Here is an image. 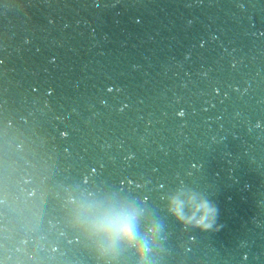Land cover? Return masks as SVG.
<instances>
[{
    "label": "clouds",
    "instance_id": "obj_1",
    "mask_svg": "<svg viewBox=\"0 0 264 264\" xmlns=\"http://www.w3.org/2000/svg\"><path fill=\"white\" fill-rule=\"evenodd\" d=\"M171 211L179 220L184 221L179 202H173ZM196 211L201 213L200 218L189 217L187 222L201 231L212 230L218 215L216 206L205 200L197 206ZM87 226L94 234L103 236L109 245L117 242L131 244L136 236V213L130 209L105 211L88 219Z\"/></svg>",
    "mask_w": 264,
    "mask_h": 264
}]
</instances>
